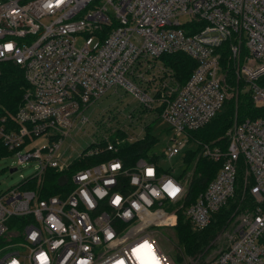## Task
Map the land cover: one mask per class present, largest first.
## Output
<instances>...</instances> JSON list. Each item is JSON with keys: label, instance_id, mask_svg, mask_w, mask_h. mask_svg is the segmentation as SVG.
Returning a JSON list of instances; mask_svg holds the SVG:
<instances>
[{"label": "built area", "instance_id": "built-area-1", "mask_svg": "<svg viewBox=\"0 0 264 264\" xmlns=\"http://www.w3.org/2000/svg\"><path fill=\"white\" fill-rule=\"evenodd\" d=\"M226 44L237 63L235 79L244 82L239 90L262 113L235 123L220 148L189 141L188 132L208 122L233 92L222 68ZM174 52L195 61L182 84L158 60ZM4 62L21 70L27 87L16 110L0 115V141L9 156L35 165L0 191V264H172L153 227L173 226L178 213L205 227L235 193L240 173L251 202L234 209L221 228L227 244L190 264H264V0H0ZM109 89L129 93L174 130L159 157L129 165L112 155L90 162L44 197L21 187L46 168L63 172L75 160L117 150L107 134L94 131L81 150H61L73 128L91 123L83 110ZM37 138L44 142L34 144ZM190 142L219 162L193 200L183 172ZM173 156L182 160L178 172L159 164ZM169 182L180 189L175 197L166 191Z\"/></svg>", "mask_w": 264, "mask_h": 264}, {"label": "trees", "instance_id": "trees-1", "mask_svg": "<svg viewBox=\"0 0 264 264\" xmlns=\"http://www.w3.org/2000/svg\"><path fill=\"white\" fill-rule=\"evenodd\" d=\"M222 65L225 72V81L233 88L231 95L224 101L216 114L201 127L188 132L189 141L197 140L199 143L218 145L224 148L228 139V130L240 120L246 117H254L261 114V109L255 107L249 95L244 90H239L240 82L236 81L234 70L229 63L226 49L222 51ZM158 60L169 68L178 84H182L195 66V61L182 52L162 53ZM228 62V64H227ZM27 84L21 70L15 65L4 62L0 66V115L13 113L21 102L22 94ZM116 113L107 115L106 120L99 118L95 121L98 133L107 134L115 144L117 150L113 153L103 152L86 160H75L63 172H56L46 168L39 177L28 178L21 187L39 190L41 197L54 194L59 191L64 178L69 179L70 174L77 168L83 167L90 162H95L112 156H117L124 164H131L136 158L156 160L162 150L154 146L158 139L152 132V124L145 123L142 126V137L127 140L126 130L122 127L107 126V120L116 119ZM96 133V132H94ZM103 144L102 139L98 140ZM11 153L0 141V158L9 156ZM184 171L188 173L187 194L188 199L193 198L204 188L206 183L213 177L219 166L199 153V147L195 144L193 149H185L183 153ZM240 183L235 193L228 201L211 215L210 222L203 228H195L183 214L178 213L176 222L172 228L175 244L164 247L163 251L170 257L172 264H190L199 255H204V249L209 241L221 230L234 209H242L249 205L247 187ZM167 256V257H168Z\"/></svg>", "mask_w": 264, "mask_h": 264}, {"label": "rangeland", "instance_id": "rangeland-1", "mask_svg": "<svg viewBox=\"0 0 264 264\" xmlns=\"http://www.w3.org/2000/svg\"><path fill=\"white\" fill-rule=\"evenodd\" d=\"M179 20L183 22L184 17H179ZM81 43L82 39L77 38L75 45L79 47ZM224 48L227 49L228 45L226 44ZM229 63H231V66H233V64H237L230 61ZM242 63L247 64L248 62L243 59L241 64ZM147 67L148 65L144 66V68ZM152 71L155 74L158 73L154 68L152 69ZM144 76L147 75L144 73ZM240 84V86L243 88L244 82L242 80ZM83 113L85 115H88V118L91 123L85 124L79 129L75 127L69 132L67 136H65L63 144L61 146V150L66 147L67 153L79 151L84 148L87 144H89L91 142V139H93V131L96 133L98 132L95 126V121L99 118H102V120L105 121L107 115H110L111 113H116L117 116L116 119L107 120V126H112V128L115 126L122 127L126 130L128 137L132 136V138L142 137V126L145 123L150 122L152 124V132L158 139L157 144L154 146L157 149H161L165 143H170L169 138H171L174 132V130H172L166 122H164L161 118L157 117V113L155 111H146L144 109H141L137 101L129 93L123 91L122 89H117L116 92H113L112 89L107 90L101 97H99L92 104L87 106L83 110ZM43 142L44 140L42 138H37L34 140V144H42ZM194 147L195 144L193 142H190L186 144L185 149H193ZM181 163L182 160L179 156H173L170 159L161 160L159 162L161 167L167 168L169 166H172L174 170H176V172L181 169ZM34 165L35 163L33 160L18 162V159L14 156H4L0 158V191H3L4 189L15 185L22 177H26L30 173H32ZM10 169L14 170L9 171ZM37 191L39 192V190ZM248 202H251L250 198ZM251 205L252 204L250 203V206ZM173 226L153 227V234L155 236V240L163 253L164 247L169 248L171 247V243L175 244L174 234L172 230ZM226 230L227 228L223 229L222 231L220 230L209 241V243L206 245V248L204 249V254L207 252V255H215L217 251L222 249L227 244L228 238L224 235V232ZM168 258L170 259L169 256Z\"/></svg>", "mask_w": 264, "mask_h": 264}, {"label": "clouds", "instance_id": "clouds-1", "mask_svg": "<svg viewBox=\"0 0 264 264\" xmlns=\"http://www.w3.org/2000/svg\"><path fill=\"white\" fill-rule=\"evenodd\" d=\"M62 2H63V0H57V3H62ZM9 45L12 47V44H8L7 47H8ZM11 47H10V48H11ZM8 48H9V47H8ZM166 191H168V193H169V195H170L171 197H175L176 194L180 191V189H179L178 187H174V186L172 185V183L169 182L168 185L166 186ZM154 194H156V193H154ZM32 239H35V233H33V235H32ZM45 259H46V258L44 257V255L41 254V256H40V260H41V261H44ZM11 264H17V261H16V260H13V261L11 262ZM82 264H87V261H83Z\"/></svg>", "mask_w": 264, "mask_h": 264}, {"label": "snow or ice", "instance_id": "snow-or-ice-1", "mask_svg": "<svg viewBox=\"0 0 264 264\" xmlns=\"http://www.w3.org/2000/svg\"><path fill=\"white\" fill-rule=\"evenodd\" d=\"M8 47L10 48L11 46L9 45ZM114 167H116V166H114ZM148 175H149V176L152 175V170H151V169L148 170ZM116 202H118V200H117Z\"/></svg>", "mask_w": 264, "mask_h": 264}, {"label": "water", "instance_id": "water-1", "mask_svg": "<svg viewBox=\"0 0 264 264\" xmlns=\"http://www.w3.org/2000/svg\"><path fill=\"white\" fill-rule=\"evenodd\" d=\"M12 170H14V169H10L9 171H12Z\"/></svg>", "mask_w": 264, "mask_h": 264}]
</instances>
